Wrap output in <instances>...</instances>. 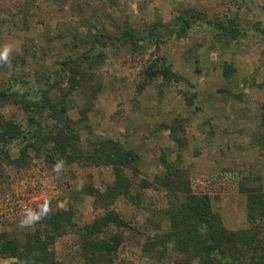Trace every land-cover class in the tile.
<instances>
[{"label": "rangeland", "instance_id": "1", "mask_svg": "<svg viewBox=\"0 0 264 264\" xmlns=\"http://www.w3.org/2000/svg\"><path fill=\"white\" fill-rule=\"evenodd\" d=\"M183 9L205 11L211 18L237 13L246 35L225 45L216 42L207 24H200L185 39L169 37L166 29ZM94 26L107 33L101 48L105 62L98 69L103 87L83 122V147L88 140L112 139L133 149L140 155L137 180L153 181L163 171L164 159L189 174L195 193L210 197L224 228L247 229L246 196L240 185L256 176L264 189V154L256 137L264 101V33L256 27L264 30V0H0V78L11 79L9 57L25 51L36 60L30 56L17 69L31 77L45 70L52 73L64 56L84 48ZM129 27L145 39L138 48L117 40ZM153 27L161 34L158 44L147 38ZM96 47L94 53L100 44ZM154 59L184 80L144 83L143 71ZM225 64L232 69L228 75ZM185 93L195 95L191 106ZM85 100V95L74 96L68 112L72 120L80 118ZM0 112L19 122L24 118L14 107ZM175 123H182L176 130L181 148L170 134ZM21 146H9L11 157H17ZM0 164V236L33 228L46 207L71 208L76 223L88 224L100 211L86 189L102 191L114 180L109 167L52 168L43 153L31 152L22 169L2 159ZM143 195L140 206L124 196L113 204L131 228L123 231L114 264H172L178 257L169 252L157 260L143 254L142 244L159 222L156 212L167 203L162 190L148 188ZM54 250L63 264H81L74 235L57 239ZM11 263L0 258V264Z\"/></svg>", "mask_w": 264, "mask_h": 264}, {"label": "trees", "instance_id": "2", "mask_svg": "<svg viewBox=\"0 0 264 264\" xmlns=\"http://www.w3.org/2000/svg\"><path fill=\"white\" fill-rule=\"evenodd\" d=\"M173 21V26L166 32L176 39H185L194 25L200 24H207L216 42L225 45L246 35L237 13L211 18L205 11L183 9ZM94 29L95 33L86 40L84 48L64 56L52 73L45 70L35 72L31 77L23 69H17L27 63L30 56L36 60L33 53L30 55L25 51L9 57L13 72L11 79L0 78V111L14 107L24 118L19 122L0 112V159L22 169L28 165L31 152L43 153L52 168L73 164L109 167L114 180L102 191L93 187L86 189V195L93 198L94 208L100 211L93 221L79 225L71 208L46 207L33 228L1 234L0 258L11 260V264H63L56 256L54 244L60 237L71 234L79 241L81 264H114L124 241L123 231L131 228L113 204L124 196L134 206H140L144 191L152 188L164 191L167 203L156 212L159 222L154 225V233L143 242V254L160 260L170 252L178 256L172 264H264V189L261 177L255 176L240 185L246 196L247 229L227 230L220 215L213 211L210 197L194 192L186 171L163 159V171L153 181L137 180L140 155L133 149L112 139L88 140L87 147H83L82 125L103 87L98 69L105 62L101 48L105 45L102 41L107 33L104 27L94 26ZM147 38L158 44L161 34L153 27ZM117 40L132 48L145 42L142 33L132 27L121 30ZM97 43L100 50L94 53ZM225 66V75H228L232 69L228 64ZM3 67L6 68L5 64ZM142 76L144 83L148 84L158 79L168 85L184 80L158 59L144 69ZM97 80L99 85L94 84ZM75 95L87 98L77 121L68 114ZM194 97L184 94L188 106L193 104ZM181 125L170 126L171 137L179 148L183 142L176 138V130ZM258 126L256 137L264 154V101L260 105ZM13 143L22 144L17 157L10 155L9 146ZM163 223H167L166 227H162Z\"/></svg>", "mask_w": 264, "mask_h": 264}, {"label": "clouds", "instance_id": "3", "mask_svg": "<svg viewBox=\"0 0 264 264\" xmlns=\"http://www.w3.org/2000/svg\"><path fill=\"white\" fill-rule=\"evenodd\" d=\"M2 58L6 59V58H5V56H4V57H2Z\"/></svg>", "mask_w": 264, "mask_h": 264}]
</instances>
